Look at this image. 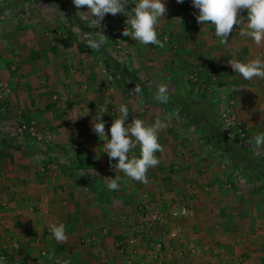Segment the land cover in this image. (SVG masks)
<instances>
[{"label": "crops", "instance_id": "1", "mask_svg": "<svg viewBox=\"0 0 264 264\" xmlns=\"http://www.w3.org/2000/svg\"><path fill=\"white\" fill-rule=\"evenodd\" d=\"M44 3L37 4L39 8L47 7ZM37 4L27 0L24 6L34 11ZM3 7L10 8L8 4ZM83 11L87 12V6ZM40 13L30 15L31 26L24 29L15 26L0 29L1 34L5 32L2 37L5 41L0 39V80H6L11 87L9 101L23 105L32 117L39 116L40 125L55 131L60 147L52 149L51 155L47 151L48 156L36 148H31V152L25 147L0 148V252L8 255V264H64L65 261L68 264H124L127 251L118 249L120 243L117 242L129 235L127 222L138 217L143 194L153 196V201H162L165 209L177 200L189 208L188 216L175 220V228L178 227L186 237L184 242L189 244L166 239L161 255L163 261L150 264H240L242 260L247 264H264V222L256 221L259 216L264 218V209H254L258 204L234 208L245 198L238 192L232 194L234 202L229 203L224 199L228 191L226 194L216 189L207 192L208 179L211 176L215 179L213 166L202 160L192 162L187 149L184 150L188 155L181 148H173L169 138L172 139L174 130L169 127L159 133L158 142L164 152L156 153L160 163L148 170V183L127 180L121 172L117 173L121 177L119 190H108L107 177L114 179L116 172L110 169L107 154L97 148L96 142H91L98 137L91 129L99 109L107 104L111 124L119 118L122 104L130 109L126 124L133 118L147 124L150 120L162 119V114H147L138 104L130 107L127 98L121 95L115 101L106 98L109 94H104V89L109 87L103 84L106 78L98 62L99 57L102 60L106 54L89 50L78 33L53 32L51 25L61 23L63 18L52 14L53 11ZM12 21L9 15H0V24L5 26ZM235 34V41H239L243 49L240 54L247 60L264 57V44L255 52L251 39ZM198 42V54H216L217 45H208V41L202 42L201 38ZM239 47L236 50L240 52ZM129 64L119 66L114 62L126 81L133 80L129 74L133 68L127 69ZM163 67L147 65L143 69L149 68L157 78L163 73ZM138 69L136 67L135 71ZM260 83L264 88V79H260ZM245 90L244 84L240 85L239 100L240 91ZM256 91L244 93L247 99L242 108L254 135L264 133V107L257 115L250 99L255 97ZM56 95L60 101L54 102ZM111 108H114L112 115ZM257 122L262 128L259 126L256 132ZM105 130L110 139V132L106 127ZM66 143L78 145L70 156L61 152L65 149L61 145ZM129 155L139 157V147ZM213 192L214 197L208 195ZM255 197L263 199L264 195ZM214 200L223 207H209L208 202L213 205ZM54 223L65 225L66 242L57 243L53 238L49 225ZM191 247L200 252L190 254ZM41 250L46 251V256L40 255ZM144 264H149L148 260H144Z\"/></svg>", "mask_w": 264, "mask_h": 264}, {"label": "rangeland", "instance_id": "2", "mask_svg": "<svg viewBox=\"0 0 264 264\" xmlns=\"http://www.w3.org/2000/svg\"><path fill=\"white\" fill-rule=\"evenodd\" d=\"M31 1L36 4L38 2H41V4L46 2L44 4L47 5V7L39 8L40 6L37 4L36 6L34 5L35 8L34 11H32L27 6H24L27 0H0V15L6 14L13 19L12 23L9 25L4 26L0 24V29L3 27L6 29V26H15L24 29L27 26H31L29 25L30 23H28L30 22V15L33 17L35 14L38 16L39 11H41V13H50L53 11L52 14H56V16H61L63 18L60 21L61 23L51 25L53 32L60 31L69 34L72 32L78 33V35L82 36L84 46L93 52V49L87 44L85 34L87 32H97L100 31V29L92 26V18L83 13L84 6L77 9L73 5L72 0ZM161 2L165 3L168 9L165 17L158 20L155 28L158 39L164 43L162 48L153 44L143 45L139 41H134L131 37L123 36L122 31L126 27L125 21L127 19L125 15L117 14L113 16L107 14L105 16L102 22L104 25L103 34L107 36L108 40L102 46V50L99 51L105 53L106 57L102 58V60H100L101 57L98 59L102 75L106 78V81L103 79V84L105 85V83H107L109 87L104 89V94L108 92L109 96H105L112 101H115L120 95L124 96L127 98L130 107H134L138 104L147 114L159 112V115L162 114L160 115L162 119L171 117L167 123L169 129L174 130L172 131V139L169 138L173 148H181L182 150L187 149L189 154H191L190 159L192 162L202 160L208 162L209 165L214 168L212 175L215 176V179H213L212 176L210 177L212 180L208 179V186L210 188H208L207 192L211 191L210 189H216L217 192L219 190V192L222 191L226 194V191H228L227 195L224 197L227 203H229L230 200L234 202L232 194L238 192L240 197L244 196L245 198L240 201L241 205L235 204L233 206L234 208H248L257 206L258 204V207L254 209H264V198L255 197L256 194L257 196L264 195V182H259L258 180L252 181V179L243 175V170L247 172L245 167L248 166V169L255 172L254 169L256 168V164H264V149H260L261 154L259 156L254 154V145L249 144L248 140L254 136L255 131H252L251 126L246 122L244 118L245 114H243L244 111L242 110L243 103L247 99L244 93L257 90L256 93L258 94L255 93V97L251 96L250 99H252L256 114H261L264 107V88L260 87V79L255 78L251 81L244 80L239 73H234L228 64V61L233 59L241 62L249 61L245 55L240 54L243 53L240 42L235 41V33H239L240 27L243 26H234L233 33L229 36L228 44L221 45L219 38L215 35L214 27L209 24L202 25L197 23L196 15H198L199 10L193 7L192 0H184L183 3H177L176 0H161ZM7 4L10 7L9 9L3 7ZM21 5L23 6L21 7ZM50 5H53L54 8H50ZM127 7L129 11L134 7L131 0ZM46 8L48 10H46ZM242 15L246 18L247 12L244 11ZM175 24H177L176 27L179 29L175 27ZM38 30L39 29H37V31ZM182 31L185 32L184 35ZM4 33V31L2 34L0 33V39L2 41H5V39H2ZM200 38L202 42L208 41V45H217L218 49L216 54L207 56L198 54V41ZM239 45L240 52L236 50V47ZM184 46L187 48H184ZM258 48L259 47L255 45V52L259 50ZM157 54H160V56H157ZM259 58L263 59L264 57L261 56ZM174 60L180 63V66L177 67ZM113 61L115 64L117 62L119 66H126L130 63L127 69L133 68L132 72L128 71L130 76L133 77V80L126 81L125 77L121 76L119 66L118 68L114 66ZM171 64L173 66L172 69ZM147 65H149V67H153L154 65L159 67L164 66L162 69L163 73L155 78L153 75L154 72L149 68L143 69ZM136 67L137 69L142 68V70L138 69V72H136ZM168 68H170L172 74L168 73ZM123 69L124 68L121 67V70ZM258 80L259 82H257ZM137 83L141 85L142 93L136 97L129 96V92ZM161 83L167 84L169 87V101L166 104L158 103L153 98V92L156 90V86ZM242 84H244L246 90L244 92L240 91L239 100L238 94L240 85ZM236 89H238V92ZM120 92L123 94H120ZM11 94L12 91L9 83L1 79L0 148L11 146L10 150H12L25 147L29 148V151L31 148H36L41 154L46 155L47 151H50L48 155H51L52 149L60 148L56 142V135H54L55 131L53 132L46 126L40 125L38 120L39 116H35V118L32 117L31 113L23 109V105L10 102L8 98ZM260 100H263V102H259ZM53 101H60V98L56 95ZM177 110H179V118L175 115ZM113 112L114 108H111V115ZM109 113L108 110L106 113H103L101 117L102 120L105 121V127L107 129H109L108 125L111 124L110 116H108ZM99 114L98 112V115ZM224 114L226 117H224ZM225 119L230 120L234 124L233 129H229ZM154 121L155 120H150L147 124L151 125ZM259 123H255L257 127L256 132L259 126L262 128ZM22 127H25V129H22ZM198 128L201 130L203 129L205 132H207V128L208 131L211 129V136L214 137L215 140L216 136H223L224 144L230 146L231 149L234 148L236 153H232L228 148H223L224 151H222L221 149L207 145L203 140L204 133ZM93 141L97 143V148H102V153L106 154L103 148L104 141L100 140L97 136L91 139L92 143ZM77 146L71 143L63 144L61 148L65 149L61 152L67 153V156H70L73 152V148H77ZM219 146L222 147L223 145L219 144ZM84 147L88 148V146ZM187 150H184V152L188 155ZM22 153H17V155H22ZM228 154L233 155L237 160L239 159L238 155L244 157L241 161L242 165L233 168L230 164L229 157H227ZM180 156L182 157V155ZM246 160L251 162V164L247 163ZM192 170L194 171V169ZM247 194H250L252 197L247 196ZM208 195L214 197L216 193L213 192ZM152 197L153 196L149 197L146 195L147 200L149 198L148 203L165 212L168 211L173 204L178 202L182 203L181 200H177L174 203H169L168 207L165 209L161 205L162 201H153L151 200ZM142 198L144 201L145 194H143ZM237 201L238 200H236V202ZM142 202L139 203L137 216H139V207ZM208 203L209 207H223L222 203H218L215 200L213 205L212 202ZM137 218L138 217L134 218L132 222H127L129 235L117 242L120 243L130 238L135 240L132 250L124 248L127 251L124 264H134L127 263L129 260L141 264H144V260H148L149 264L151 262L157 263L163 261L161 259H154L156 254L154 251V244L159 241L163 242L162 254L165 250L164 244L166 239L176 241V243H186V246L189 244L188 242H184V240L186 241V237L183 236L178 227L175 228V220H169L167 225L168 228L153 226L149 230L142 228L144 230L142 231L139 227ZM256 219H259L256 221L263 224V217L259 216V218ZM169 229H174L177 232L175 239H169L167 237V231ZM117 248L123 249L122 247ZM133 251L135 254H133ZM189 252L195 255L200 251L195 247H191L189 248ZM0 255L8 257L5 252H0ZM40 255L42 257L46 256V251L41 250ZM142 259L144 260L142 261ZM240 260H242V258ZM240 264L247 263L242 260Z\"/></svg>", "mask_w": 264, "mask_h": 264}, {"label": "clouds", "instance_id": "3", "mask_svg": "<svg viewBox=\"0 0 264 264\" xmlns=\"http://www.w3.org/2000/svg\"><path fill=\"white\" fill-rule=\"evenodd\" d=\"M183 3L184 0H176ZM73 5L79 9L87 6L88 17L92 18V26L100 29L97 32H87L85 39L93 50L99 51L108 40L103 34V20L107 14L113 16L122 14L127 17L126 27L122 31L125 37H131L143 45H157L163 47L164 43L158 39L155 30L158 20L164 18L168 9L161 0H131L134 7L128 10L130 0H72ZM194 8L199 10L196 15L198 24H209L215 29V35L219 38L221 45H227L229 36L233 33L234 26L240 27L239 35L245 39H251L257 47L264 44V0H192ZM246 11V18L242 13ZM228 64L234 73H239L244 80L251 81L255 78L264 79V60L251 59L248 62L229 60ZM142 93L140 84L129 92V96L136 97ZM155 101L166 104L169 101V87L167 84H158L153 92ZM142 99V98H141ZM108 111L107 104L99 109V115L95 122L92 121V131L104 141V153L110 162V169L116 172L115 178L107 177V188L110 191H118L121 177L117 173H123L127 180L148 183L147 172L159 165L160 160L156 153H163L164 147L158 142L159 133L168 127L167 121L157 118L151 125L144 120L129 119L127 105H120L118 119H115L110 129L111 138L106 135L105 121L102 120L103 113ZM179 118V110L176 111ZM254 145V154L259 156L260 149H264V133L254 135L248 140ZM139 147V157L129 155L133 149ZM116 160V163H111ZM49 231L57 243L67 241L66 229L63 223L49 225ZM64 264H68L67 261Z\"/></svg>", "mask_w": 264, "mask_h": 264}, {"label": "built area", "instance_id": "4", "mask_svg": "<svg viewBox=\"0 0 264 264\" xmlns=\"http://www.w3.org/2000/svg\"><path fill=\"white\" fill-rule=\"evenodd\" d=\"M224 117H226L225 114ZM225 122L229 127V129H233L234 124L230 120L225 119ZM22 129H25V127H22ZM152 206H153L152 204L148 203V200L145 195L144 201L141 203L139 207V216L137 218L139 222V227L142 231H144L142 228L149 230L153 226L168 228L167 225L169 223V220L173 221L179 218H184L188 215V206L180 202L173 204V206L166 212ZM167 232H168L167 237L169 239H175L177 232L174 229H169ZM134 241H135L134 239L130 238L126 241L120 242L119 247L132 250L135 244ZM162 249H163V242L159 241L154 244V251L156 252L154 256L155 260L161 259ZM133 254H135V252ZM127 263L141 264L138 262H133V260H129L127 261ZM0 264H8V257H6L5 255H0Z\"/></svg>", "mask_w": 264, "mask_h": 264}, {"label": "trees", "instance_id": "5", "mask_svg": "<svg viewBox=\"0 0 264 264\" xmlns=\"http://www.w3.org/2000/svg\"><path fill=\"white\" fill-rule=\"evenodd\" d=\"M206 128V127H205ZM201 132H203L204 134H203V140L205 141V143L207 144V145H211V146H213L214 148H217V149H221L222 151H224L223 150V148H228L232 153L234 152V153H236V150L233 148V149H231L230 148V146H227V145H225L224 144V139H223V136H216V140L214 139V137H212L211 136V129H209V131H208V128L206 129V131L207 132H205L203 129L201 130L200 128H198ZM221 139H223V140H221ZM219 144H222L223 146L221 147V146H219ZM239 156V159L237 160V159H235L234 157H233V155H229L228 154V156L227 157H229V160H230V164L232 165V167L234 168H237L238 166H240V165H242V159L244 158V157H242V156H240V155H238ZM245 161V160H244ZM246 162L247 163H249V164H251V162H249L248 160H246ZM255 172L254 171H251L250 169H248V166L247 167H245V170L247 171V172H245L244 170H243V175L245 176V177H247V178H249V179H252V181L254 180V181H262V182H264V164H256L255 165ZM260 179H262V180H260Z\"/></svg>", "mask_w": 264, "mask_h": 264}]
</instances>
